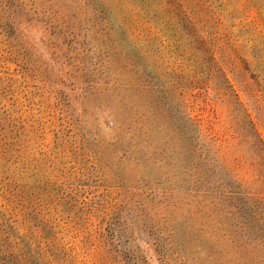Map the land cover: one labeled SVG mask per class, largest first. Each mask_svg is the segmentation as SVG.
<instances>
[{
    "label": "rangeland",
    "instance_id": "374dc122",
    "mask_svg": "<svg viewBox=\"0 0 264 264\" xmlns=\"http://www.w3.org/2000/svg\"><path fill=\"white\" fill-rule=\"evenodd\" d=\"M0 264H264V0H0Z\"/></svg>",
    "mask_w": 264,
    "mask_h": 264
},
{
    "label": "trees",
    "instance_id": "16d2710c",
    "mask_svg": "<svg viewBox=\"0 0 264 264\" xmlns=\"http://www.w3.org/2000/svg\"><path fill=\"white\" fill-rule=\"evenodd\" d=\"M203 42L200 41V48H201V44L205 43L204 40H202ZM199 47V46H198ZM209 69H211V67L209 66ZM228 79V78H227Z\"/></svg>",
    "mask_w": 264,
    "mask_h": 264
}]
</instances>
